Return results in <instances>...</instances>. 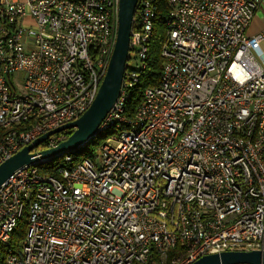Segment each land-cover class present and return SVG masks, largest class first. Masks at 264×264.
<instances>
[{
  "label": "built area",
  "instance_id": "obj_1",
  "mask_svg": "<svg viewBox=\"0 0 264 264\" xmlns=\"http://www.w3.org/2000/svg\"><path fill=\"white\" fill-rule=\"evenodd\" d=\"M118 1L0 0V162L88 108L114 46ZM153 1L138 0L130 31L139 68ZM165 2L159 82L134 112L125 106L139 76L128 58L98 127L112 135L93 156L59 177L25 165L1 184L0 244L26 212L19 249L2 264H189L264 251L263 34L246 33L260 0ZM67 131L42 143L53 147Z\"/></svg>",
  "mask_w": 264,
  "mask_h": 264
},
{
  "label": "water",
  "instance_id": "obj_2",
  "mask_svg": "<svg viewBox=\"0 0 264 264\" xmlns=\"http://www.w3.org/2000/svg\"><path fill=\"white\" fill-rule=\"evenodd\" d=\"M138 0H119L116 38L106 72L98 86L96 95L88 108L77 118L55 127L33 142L22 146L19 150L0 162V186L18 168L48 161L55 156L78 149L88 140L98 134L106 113L119 95L121 83L129 58V37L133 24L134 13ZM62 130H71V133L53 147L38 149L50 134ZM234 263H264V251L251 250H223L208 253L194 259L189 264H234Z\"/></svg>",
  "mask_w": 264,
  "mask_h": 264
},
{
  "label": "trees",
  "instance_id": "obj_3",
  "mask_svg": "<svg viewBox=\"0 0 264 264\" xmlns=\"http://www.w3.org/2000/svg\"><path fill=\"white\" fill-rule=\"evenodd\" d=\"M153 5L155 9V16L153 18L152 32L147 43V57L145 59V66L144 68H131L129 66L130 69L136 70L139 76L138 82L129 88L130 97L128 98L125 106L126 112L129 114L134 112L135 107L141 98L143 89L147 86L158 84L161 73L163 58L161 56L160 46L164 33V17L167 12V5L165 0H154ZM111 131V129L100 131L95 137L88 140L84 146H81L69 153L71 155V159L68 161L64 160V154H68L67 152L63 153V155L55 156L48 161L37 163L36 166L39 168L40 172L59 177L61 171L64 168L70 169L82 159L93 156L97 148L96 146H98V144L101 142H98L99 138H105L108 132ZM70 133L71 130H68L67 136ZM39 148H45V145L43 144ZM25 219L26 212L24 211L22 216L16 221V225L11 232L9 242L7 244H0V264H2L8 248H12L14 250L19 249L20 241L26 229Z\"/></svg>",
  "mask_w": 264,
  "mask_h": 264
},
{
  "label": "crops",
  "instance_id": "obj_4",
  "mask_svg": "<svg viewBox=\"0 0 264 264\" xmlns=\"http://www.w3.org/2000/svg\"><path fill=\"white\" fill-rule=\"evenodd\" d=\"M261 32L263 34V39L259 44V51L257 55L258 63L264 67V0H260L258 6L246 27V33L248 35Z\"/></svg>",
  "mask_w": 264,
  "mask_h": 264
},
{
  "label": "rangeland",
  "instance_id": "obj_5",
  "mask_svg": "<svg viewBox=\"0 0 264 264\" xmlns=\"http://www.w3.org/2000/svg\"><path fill=\"white\" fill-rule=\"evenodd\" d=\"M129 53H130V57H129V59L127 60V64H128L131 68H132V67H133V68L138 67L139 62H138V60H137V58H136L135 52H134V51H130ZM111 135H112V132H108L107 136H111ZM103 138H104V137L99 138V141H98V142L102 141ZM41 145H43V143H40V144L37 146V148H38V149H43V148H39V147H41ZM96 147H97V146H96Z\"/></svg>",
  "mask_w": 264,
  "mask_h": 264
}]
</instances>
